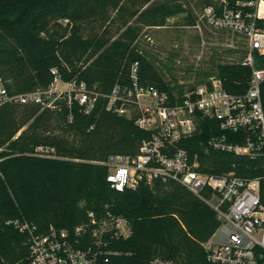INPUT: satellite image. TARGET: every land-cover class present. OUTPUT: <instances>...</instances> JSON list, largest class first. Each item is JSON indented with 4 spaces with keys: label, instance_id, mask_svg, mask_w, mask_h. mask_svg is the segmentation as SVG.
<instances>
[{
    "label": "trees",
    "instance_id": "obj_1",
    "mask_svg": "<svg viewBox=\"0 0 264 264\" xmlns=\"http://www.w3.org/2000/svg\"><path fill=\"white\" fill-rule=\"evenodd\" d=\"M105 11V0H0V75L10 93L46 89L59 75L63 81L84 82L95 94L88 112L75 99L69 106L61 99L60 110L37 103L0 105V264L26 261L28 234L15 220L43 232L50 225L70 228L83 222L89 210L122 215L131 228L129 236L114 242L119 252L103 264H148L156 254L180 264H221L209 261L201 244L219 220L200 196L174 181H141L116 190L106 180L108 168L99 161L111 153L136 154L142 139L155 131L135 123L138 113H118L119 99L108 108L112 88L118 86L125 97L134 87L131 73L137 62L138 85L153 84L171 98L174 92L135 44L117 39L96 52L102 41L85 37L81 28L102 19ZM164 17L154 23L163 24ZM256 64L263 65L264 57H257ZM250 73L241 61L216 65L225 89L237 94L246 91ZM261 99L264 106V80ZM218 133L217 119L199 118L196 129L175 145L201 171L258 177L264 203V156L214 149L208 139ZM227 136L239 142L245 138L238 131ZM40 145L52 150L39 153Z\"/></svg>",
    "mask_w": 264,
    "mask_h": 264
},
{
    "label": "built area",
    "instance_id": "obj_2",
    "mask_svg": "<svg viewBox=\"0 0 264 264\" xmlns=\"http://www.w3.org/2000/svg\"><path fill=\"white\" fill-rule=\"evenodd\" d=\"M201 17L208 26L241 34L247 44L241 60L251 68L248 87L244 93L229 92L217 75L209 76L181 94L170 97L167 91L153 84L138 85L134 62L131 77L134 87L121 96L118 86L108 95L111 107L119 99L116 110L129 114L134 107L135 123L154 129L149 138L142 139L136 154L111 153L103 161L108 171L106 180L116 190L135 188L141 181L151 183L174 181L205 200L216 212L219 223L201 244L209 261L221 264H264V203L260 199L258 177L245 178L233 171L211 173L197 169L184 148L175 142L191 134L199 118H215L220 133L213 134L208 144L214 149L231 151L251 157L264 156V106L261 83L264 64V0H211L203 6ZM257 57H256V56ZM56 72V69H52ZM64 86L58 88L57 82ZM69 106L73 99L84 105V112L93 106L95 94L84 82L63 81L56 75L46 89L10 93L0 75V105L5 102L37 103L60 110V100ZM70 117V115H69ZM227 131L245 134L243 142L229 140ZM39 153L48 154L45 146ZM21 232L28 234V253L23 264H103L119 250L114 242L130 235L128 220L109 210L87 212V220L70 228L50 225L38 231L35 224L14 221ZM148 264H180L174 257L156 254Z\"/></svg>",
    "mask_w": 264,
    "mask_h": 264
},
{
    "label": "rangeland",
    "instance_id": "obj_3",
    "mask_svg": "<svg viewBox=\"0 0 264 264\" xmlns=\"http://www.w3.org/2000/svg\"><path fill=\"white\" fill-rule=\"evenodd\" d=\"M105 2L104 17L83 23L82 34L102 41L97 53L117 39L135 44L175 94L216 75L218 63L241 61L246 53V40L241 34L212 28L204 21L201 14L206 0ZM163 15V24L154 23ZM57 86L64 84L59 80ZM128 111L132 115L137 113L132 106Z\"/></svg>",
    "mask_w": 264,
    "mask_h": 264
}]
</instances>
